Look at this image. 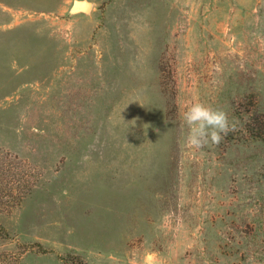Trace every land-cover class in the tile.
Instances as JSON below:
<instances>
[{
  "label": "rangeland",
  "instance_id": "obj_1",
  "mask_svg": "<svg viewBox=\"0 0 264 264\" xmlns=\"http://www.w3.org/2000/svg\"><path fill=\"white\" fill-rule=\"evenodd\" d=\"M73 1L0 0V264H264V0Z\"/></svg>",
  "mask_w": 264,
  "mask_h": 264
},
{
  "label": "clouds",
  "instance_id": "obj_2",
  "mask_svg": "<svg viewBox=\"0 0 264 264\" xmlns=\"http://www.w3.org/2000/svg\"><path fill=\"white\" fill-rule=\"evenodd\" d=\"M181 119L186 128L185 144L196 149L203 148L209 142L219 144L235 127L224 109L201 101L185 105Z\"/></svg>",
  "mask_w": 264,
  "mask_h": 264
},
{
  "label": "water",
  "instance_id": "obj_3",
  "mask_svg": "<svg viewBox=\"0 0 264 264\" xmlns=\"http://www.w3.org/2000/svg\"><path fill=\"white\" fill-rule=\"evenodd\" d=\"M91 3L88 0H74L70 7L71 12L83 11L86 12L90 9Z\"/></svg>",
  "mask_w": 264,
  "mask_h": 264
}]
</instances>
